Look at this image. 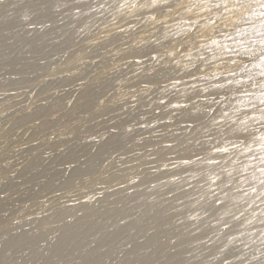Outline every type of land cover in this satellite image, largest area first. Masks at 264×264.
Wrapping results in <instances>:
<instances>
[{"label": "bare ground", "instance_id": "obj_1", "mask_svg": "<svg viewBox=\"0 0 264 264\" xmlns=\"http://www.w3.org/2000/svg\"><path fill=\"white\" fill-rule=\"evenodd\" d=\"M101 1L95 0L89 3L87 0H47L38 1L37 3L31 2L25 5L17 4L11 10L16 14L19 12L24 13L26 10L23 6L29 5L27 7L28 9L32 10L34 8L43 12V16L39 19L42 22L38 24H46V21L47 23L50 22L51 18V14L48 13L49 10L55 7L63 15L66 14L64 22H61L59 19L60 26L67 27L74 25L86 31L89 28L91 29L96 19H98L97 17L102 7L98 9L94 5L97 6V4L102 3ZM182 2L183 0H164L163 2L162 0H133L130 3L131 5L142 4L141 7L135 9L134 13H136V17L139 16V19L146 22L148 28L146 31L147 33L149 32L150 37L141 39V44L139 42L129 43L125 48L128 50L127 53L134 54L140 58H146L144 56H147L150 51L148 52V47L145 46H151L155 38L160 39V43L157 46L154 45V48L159 53L137 63L138 69L136 68L137 70L130 76L123 75L125 71L123 66H125L126 62L124 60L127 57L115 59L113 56L115 60H112L108 55L105 56L101 53L100 55L103 56V60H111L114 69H116L114 73L116 74V86L111 91V94L105 96L106 98H102L101 96L98 100H95V104H90V102H93V96L96 94V89L99 85L112 83L108 77H105L106 73L101 72L97 73L90 85L83 86L80 95L82 96L81 98L69 100L66 105L55 106V108L48 106L36 107L34 109L28 108L21 112L20 120H13L16 128L20 124L22 125L24 121L38 120L39 128L42 129L43 127L53 125L49 124V121L46 120L48 117L54 120L55 116L61 114L62 116L60 118L57 117V120H61L63 119L62 117L69 115L70 111H74L76 114L81 113L80 115L71 117L70 121H73L79 119L86 111L90 110L92 112L90 119H104L102 121H104L105 126L102 129H98L93 126L77 123L71 126V129L62 130L64 132L62 137H54L53 135L49 137H38L32 129L25 130L22 137L34 145L25 144V146L13 147L16 152L14 157L26 156L33 150L32 148L35 149L36 146L44 141L50 146L48 150L46 149L47 151L44 149V151L42 150L32 154L30 156V162L28 161V164L24 167L13 168L15 165L11 162L6 163L5 161H0V171L6 173L12 172L15 177L25 176L22 182L19 183V187L12 189V196L32 194V192L37 193L42 189L51 187L54 184L53 182L46 181L47 179L44 180L43 178H32L30 176L31 171L40 169L41 167L43 168L52 163L59 151L62 152V154L60 152L59 154L62 155L63 161L66 160V164H68L65 167H71L81 157L72 156L69 152L67 153L66 148H69L71 143L72 145H79L85 142L92 143L91 141L95 139L105 141V145H102L101 148L92 147L88 156L85 157L86 161L82 165H77L75 172L73 171L71 173H73V177H76L78 175L75 173L81 170L83 175L87 176V179L81 181V186L90 189L92 185H97L99 189L94 192L103 193V195L98 196L96 193L97 200H94L95 202L93 201L91 205L89 204L90 206L85 208L74 204L71 205L70 203H62L54 208L46 209L37 205L41 200L35 204L36 206H32L31 208L24 204L19 206L21 210L20 219L14 220L11 223L20 224L16 228L25 231V239L24 242L21 241L13 246L1 245L0 251L8 259H3V256L0 254V264H12L13 260L17 259V257H20L18 264H56L63 254L68 253L71 255L74 252H79L82 248L79 243L83 239L99 238L105 241L106 237H103L106 234L105 232L90 233L86 230L82 232H70L69 229H67V232L66 230L62 231L75 223L69 214L82 212L83 209L87 208L88 212L85 214L86 217H84L85 222L83 224L90 225L99 222L105 227H119L126 225V220L132 214L129 206L131 201H139L142 205V212L134 222L137 227V232L128 242L115 248L110 255L101 258L97 264H112L122 256L131 261V264H154L153 259L159 254L162 255L161 258L164 262L184 264L185 259L183 256L195 250L200 251L201 262H205L209 261V256L211 257L213 253L231 249V245L228 246L229 244H227L226 240L231 238H233L232 240H239L245 231L244 226H247L255 232L259 229L260 225H264V211L261 209V205L249 204L245 208L238 205L240 204V198L251 195L257 200L261 196V203L264 206V188H255V190H252L248 194H243L242 190H240L245 181L257 182L264 179V150L254 152L239 150L228 157L229 160L225 158L221 159L227 161L224 164L207 163L208 160H217L220 158L207 159L202 163L207 169H202L203 166L200 163V166L199 164L184 166L176 170L174 174L161 173L141 183L142 185L152 183L155 186L158 184L157 188L153 189L151 193L127 192L124 188L129 181L107 179V171L111 164L107 160L99 165L98 168L102 167L99 174L90 176V178L88 177L95 170L92 167V163L97 162L101 156L107 153L109 146L114 145H109L112 137L116 136L119 131L139 129V127L148 124L150 119L155 116L163 118L170 113H179L185 120H193L198 116L214 113V120L220 119L221 117L227 120V118L239 112L242 114V117L236 120L251 122L258 118L259 113H262V111L252 110V108L262 105V98L253 97L251 95L252 93H249L251 91L249 89H241L240 83L234 81L231 75L237 72L238 74L233 77H250L255 76L264 69V56L262 55L263 58L261 57L262 59L258 63H255L253 60L256 64L254 67H252L253 62L252 64L249 63L252 65L251 67H248L249 64H247L248 66L246 65V62L252 56L256 55L258 51L260 52L262 50L261 47L264 46V3H260L257 0V3L254 5H248L244 9H240L232 7V4L239 2V0H199L204 5L200 8L201 11L199 12L203 13L206 18L193 20L187 13L177 14V5ZM153 4L155 7H151ZM145 8H152L154 11L160 10L161 8H166V10L157 11L158 13L156 14L146 16L148 13L146 12L147 10L143 11ZM234 12H241L242 15L237 17L233 14ZM255 20L256 22L259 20V23L262 21L263 25L259 24V26H252L245 30L244 26H250L256 23ZM191 27L193 32H191L192 29L186 32L182 30V28ZM40 28L37 31L41 30L46 34L54 29L51 24L41 26ZM122 30V26L116 27L104 32L102 36L92 37L94 38L92 41L89 39L88 43L84 45V55L72 60L74 61L73 65L76 66L75 71L69 73L70 71L67 68L64 71L67 73L65 77L74 78L75 76H79L88 65V53L94 54L95 52H101L102 48L114 47L118 41L114 40L115 37L111 36L110 33L112 31L120 33ZM193 33H197L200 36L199 43H195L192 40L191 34ZM38 41L40 40L22 37L17 42L28 45L35 44ZM242 44H247V48L242 49ZM0 45L5 47L3 48L4 50H9L12 44L0 40ZM165 48L167 50L164 51ZM53 51V49H47V47L39 49L36 53L37 60H43V63H50ZM173 53H175L174 56L172 55ZM73 55L72 52L68 53L66 58L71 60ZM9 60L11 59L2 58L0 64L2 62L13 63V61L10 62ZM177 60L180 61L179 64L175 62ZM34 63L32 62L31 64ZM18 64H21L20 66H26L22 65L25 62H18ZM31 64L29 65L31 66ZM197 65L200 66L201 70L196 75H191V71ZM210 68L216 69L214 73L210 74L208 72ZM227 76L230 78L227 79ZM140 83H144V86L139 87L138 84ZM164 83H170L171 87L173 86L178 89L177 92L171 94L172 99L168 100V102L163 101L170 94L168 93L170 92L169 87H166L167 84L166 86L163 85ZM44 91V88H42L38 92L41 95ZM214 97H219L222 100V103H219L221 106H218L219 109L217 110L213 109V104H210V100ZM128 98L136 99L134 101L135 103L139 101L143 106L148 108L138 113L136 110L122 107V105L128 104L126 102ZM197 98H207L208 100L203 102L200 107H197L195 105L197 103L194 102V99ZM207 101L208 103H206ZM183 107L190 109V111H184ZM112 108H120L119 111L121 112L120 115L122 118L110 117L109 111ZM237 108L240 110L238 111ZM137 113L140 117L136 115ZM206 137V135L201 136L196 139V142L202 141ZM233 160L242 162L241 166L235 167V164L232 163ZM251 160L254 162H251ZM218 166L225 168L227 170L226 174H217L219 171L212 169ZM65 167L60 165L53 170V174H56L54 176L55 179L59 178L66 171L67 168ZM199 179L204 184L200 185L199 183L201 182H198ZM28 183H31L35 189L32 188V190H29ZM183 183L188 185L185 186ZM216 184H220L219 188L221 189H217V193L220 196L225 192V189L236 192L238 196L230 201L226 200L224 196H221L223 201L218 204L220 206H217V201L212 205L211 200L217 197L215 196L217 193L213 191ZM100 199L110 200L112 203H117L122 206V211L117 218L112 221L102 219L103 212L99 205ZM186 199H194L198 204H195L196 206H193L194 204L192 206L188 205V203H185L187 201L184 202ZM10 207V205L6 206L4 204V207H0V211L7 212ZM234 207L237 209L235 208L232 211L230 208ZM32 209L36 210L33 212ZM175 209H178L177 214L182 215L181 219L184 225L180 227H175L174 222L168 216ZM36 220L38 221L35 222ZM189 221L198 226L202 225L203 222L205 223V221L210 222L208 232L214 231L215 228L219 229L225 224L230 225V229L229 232L216 234L211 239H208V232H199L193 240H188L186 237L192 234L190 225H193L189 224ZM34 222L36 230L33 232L27 230L29 225L32 226ZM42 225L47 226L49 232L45 233V230L42 232L39 229ZM60 227L59 232L55 230V228ZM9 232L10 230H5V233ZM202 239L208 240V243L205 244L207 247L203 248L202 243H199ZM143 242L146 243L144 244ZM240 243L242 244V242ZM169 250H174L175 254H167ZM80 252L84 256L82 257L83 259L95 256V252H91L90 250ZM235 259L230 258L228 260L232 263Z\"/></svg>", "mask_w": 264, "mask_h": 264}, {"label": "rangeland", "instance_id": "obj_2", "mask_svg": "<svg viewBox=\"0 0 264 264\" xmlns=\"http://www.w3.org/2000/svg\"><path fill=\"white\" fill-rule=\"evenodd\" d=\"M38 1L47 0H0V40H4L5 43L12 44L10 45L9 50H4L3 48L5 47L0 45V60H2V58H7L11 59L9 60L10 62L13 61V63L2 62L0 64V161H5L6 163L11 162L15 165H13V168L24 167L28 164L32 154L38 153L42 150L44 151V149L48 150V147L50 146L44 141L43 143L36 146L35 149L32 148L33 150L29 152V154L26 153V156L21 155L14 157V154L16 153L14 148L16 146H25V144L34 145L22 137V134L25 133V130L29 128L35 131L38 137H49L52 135L54 137H62L64 134L62 130L65 131L64 129H71V126L77 123H80L81 125L86 124L98 129H102L105 126L104 121H102L104 119H90L92 112L89 110L86 111L82 117L73 121H70V118L80 115L81 113L76 114L74 111H70L69 115L62 117L63 119L61 120H57V117L60 118L62 116L61 114L55 116L54 120H51V117H48L46 120L49 121V124L53 125L43 127L44 129L39 128L38 120L29 122L24 121V125L22 123V125L20 124L19 127L16 128L13 122L18 119L20 120L19 117L21 116V112L23 110L45 106L55 108V106L66 105L69 100L81 98L82 96L80 95L82 93L81 91L83 86L90 85L97 73L101 72H105V77H108L112 83L99 85L96 89V94L93 96V102H89L90 104H95V100H98L99 97L102 96V98H106L105 96L111 94V91H113V88L116 86V74H114L116 69H114V66L112 65L113 62L111 60H103V56L100 55L101 53H103L105 56L108 55L112 60L114 58L119 59L121 57H127L124 60V62L126 61L125 66H123L125 68H123L125 70L123 75L125 76H130L138 69L137 63L159 53L154 48L160 43V39L158 40V38L154 39L152 45L150 43L151 46H145L148 47V52L150 51L147 56H144L146 58H140L134 54H128V50L125 49L129 43H140L141 39L150 37L149 32L147 33L146 31L148 29L146 22H143L142 19H139V16L136 17V13H134L136 8L141 7L142 2L138 5H131L130 3L133 0H102V3L97 4V6L94 5L95 7H98V9L102 7L99 11V15L97 17L98 19H96L91 29L89 28V30L85 31L84 29L77 28L74 25H69L67 27L60 26L59 19L61 22H64L66 14L63 15L60 11H57L58 9L55 7L49 10L48 13L51 14V18L50 22L47 23L46 21V24H38L39 22H42V20L39 19H41L43 16V12L34 8L30 10L27 8L29 5L23 6V8L26 10L24 13L19 12L16 14L13 12V10H11V8L17 4L25 5L31 2L37 3ZM87 1L92 3L95 0ZM163 1L164 0H162V2ZM165 10L166 8H161L157 11L159 12ZM143 11L148 13H146V16L158 13L152 8H145ZM199 11L201 10L199 9ZM67 16L69 17V15ZM258 21L259 20L256 22L255 20L256 23H253L250 26H244L245 30H247V28H251L252 26H259V24L263 25L262 21H260V23ZM48 24H51L54 27L51 32L46 34L41 30L37 31L38 29H41V26ZM121 26L123 27V30L120 31V33H115L114 31L110 33L111 36L117 38H114V40L118 41L114 47L102 48L101 52H95L94 54L89 52L87 55L88 65L84 71L79 76H75L74 78L65 77L67 76L65 75L67 73L64 71L67 70V68L68 71H70L69 73L75 71L76 66L73 65L74 61L72 60L84 55V45L88 43L89 39L92 41V39L104 35V32ZM55 27L57 28L55 29ZM191 29L192 27L184 29L182 28L184 32L190 31ZM191 32H193V29ZM21 36L23 38L27 37L28 39L32 40L39 39L41 42L38 41L35 44L32 43L28 45L17 42L18 40L22 39ZM242 45V49L247 48V44ZM43 47L54 50L50 63H43V60H37L38 57L36 56V53ZM261 48L262 50H260V52L258 51L256 55L249 59L250 61L248 60L249 62H246V65L249 63L252 64L253 62V66L249 64V66L247 65L248 67H254L256 65L255 63H258L263 58L262 56H264V46ZM165 50H167V48H165L164 51ZM71 52L74 55L72 57L69 56L71 57V60H68L66 58L67 54ZM258 55H260V58ZM17 61L25 62V64L22 65L26 66H20L21 64H18ZM32 62L35 63L31 64ZM29 64H31V66ZM262 70V72L250 77H233L234 75L236 76L238 74L237 72L233 73L232 75L230 74L234 81H238L240 83L241 89H249L251 90L249 93H252L251 95L253 97L262 98V105L252 108V110L254 109L262 111V113L258 114L257 119L251 122H242L236 120L242 117V114L238 112L235 115L227 118L226 121H228V123L226 125H216L214 113L201 115L193 120H185V118H183L179 113H170L163 118L155 116L150 119L148 124L139 127V129L119 131L116 136L112 137L109 141V145H114L109 146L107 153L101 156L97 162L92 163V167L95 170L93 173L88 175V177L90 178V176L92 177L96 174H99L102 169V167L98 168L99 165L107 160L111 162L107 171V179L129 181L127 186L124 188L127 192L151 193L153 192V189L157 188L158 184L155 186L152 183L143 185L141 183L149 178H154L161 173L174 174L176 170H179L184 166H190L194 164H199L200 166L207 159L225 158L229 160L228 157L239 150H246L250 152L264 150V137L261 136V133H264V127H261V124H264V69ZM228 78L230 77L227 76V79ZM224 79H226V77H224ZM166 84L167 83H164L163 85L166 86ZM138 86L143 87L144 83H140ZM166 87H169L168 89L170 92L168 93L170 94L169 96H166V98H164L165 100L163 101L168 102V100L172 99L171 94L177 92L178 89H176V87L174 88L173 86L171 87L170 83H168ZM42 88H44L45 91L40 95L38 91ZM135 100L136 99L128 98L126 100L128 104L122 105V107L130 110H136L138 113L148 108L143 106V104L138 100V102L135 103ZM206 100L208 99L197 98L194 99V102L197 103L195 104L197 107H200ZM210 101V104H213V109L216 110L219 109L218 106H221L219 103H222V100L219 97H214ZM206 103H208V101ZM119 109L120 108H112L111 111H109L110 117L122 118ZM237 110L239 111L240 109L237 108ZM184 111L189 112L190 109H186L185 107ZM138 113L136 115H138ZM138 117H140V115H138ZM66 118L68 119L66 120ZM257 129H259V131H257ZM204 135L207 136L204 140L196 142L197 138ZM91 142L92 143L85 142L79 145H72L71 143L69 148H66L67 153L69 152V154L74 157H81L71 167H65L68 164H66V160L63 161L64 159L61 155L62 152L59 151L61 154L58 152L52 163L43 168L41 167L40 169L32 170L30 173L32 178H43L44 180L47 179L46 181L54 183L48 189H42L37 193L32 192V194L12 196V189L18 188L19 183L22 182V179H24L25 176L15 177V175L13 176L14 173L12 172L6 173L0 171V207H4V204H6V206H11L7 212L0 211V247L1 245L13 246L21 241L24 242L25 231L16 228L20 224L11 223L14 220L16 221L20 219L19 217L21 215V210L19 209V206L23 204L31 208L32 206H36L35 204L41 200L37 205L46 209L54 208L62 203H70L71 205L74 204L76 206L85 208L90 206L94 200H97L94 199L92 201H88L85 199V197L87 195H93L97 197V195H95L97 192L94 191H97L99 187L97 185H92L90 189H86L84 186H81V181L87 179V176H84L81 170L75 173L78 175L76 177H73V173H71L73 171L75 172V167L77 165H82L86 161L85 157L88 156V153L92 147L101 148L102 145H105V141H100L97 139ZM216 148L220 149L219 155L212 154L213 150ZM234 161L235 160H233L232 163L235 164V167L241 166L242 162L235 161V163ZM251 162L254 161L251 160ZM60 165H63L67 169L61 176H59V178L55 179L54 176L56 174H53V170ZM201 166H203L202 169L206 168L203 164ZM212 169L219 171L217 174H226L227 172V170L221 166ZM201 181L202 180L200 179L198 180V182ZM28 184L29 190H32L34 186H32L31 183ZM183 184L185 186L188 185L186 183ZM199 184L202 185L204 183L201 182ZM219 186L220 184H216L213 191L217 193ZM255 188H264V179L257 182L245 181L240 190H242L243 194H248L252 190H255ZM215 196L217 197H214L211 200V203L214 205L217 201V206H220L218 204L222 203L223 201L221 196H224L226 200L230 201L238 195L236 192L225 189V192L221 196L218 193ZM261 199V196L258 198L259 201L255 199V197L253 198L251 195L245 197L243 196V198H240V204L238 205L242 208H245L246 206H249V204H259L261 205V209L264 211V206L261 203ZM184 202L191 206L192 204H194L193 206L198 204V202L194 199H186ZM163 204L165 205L164 202ZM99 205L101 207V211L103 212L102 219L106 221L114 220L122 211L121 205L117 203L114 204L110 200L100 199ZM129 206L132 214L130 218L126 220V225L111 228L110 226L105 227L99 222L90 225L83 224V222H85V214L88 212L87 208L78 213L69 212L70 214H68L73 218L75 223H73L70 227L63 229L62 231L66 230L67 232V229H69L70 232H82L84 230L89 231L90 233L105 232L106 234L103 237H106V240L103 241V239L99 238L83 239L79 243L82 247L80 251L90 250L91 252H95V256L83 259L82 257L84 256L81 255L80 251L74 252V254L71 255L64 252L65 254L59 258L56 264H97L101 258L110 255L115 248L120 247L125 242H128V240H130L137 232V227L134 222L142 212V205L139 201H131ZM235 208L236 207L230 209L233 211ZM35 210L36 209H32L33 212ZM177 213L178 209H175L168 216L172 222H174L175 227H180L184 225V223H182V215ZM37 221L38 220L35 222ZM35 222L32 224V226L29 225L27 230L32 232L35 231ZM189 224H193V222L190 223L189 221ZM209 224L210 222L205 221V223L203 222L200 226L194 224L190 225L192 234L186 238L188 240H193L197 233L208 232ZM42 226L39 227L42 232H44V230L45 233L49 232L47 226ZM246 227L247 226H244L245 231L239 240H232L233 238L226 240L227 244H229L228 246L231 245V249L216 252L215 254L213 253L211 257L209 256V261L205 262H201L202 260L200 259L199 250L190 251L183 256L185 259L184 264H264V225H260L259 229L255 232ZM60 229L61 227L57 229L55 228V230L58 232ZM229 229L230 225L226 224L221 226L219 229L215 228L214 231H209L207 233L209 236L208 239H211L212 236L216 234H225V232H229ZM5 230H10V232L5 233ZM240 242H242V244ZM143 243L145 244L146 242ZM199 243H202L201 245H203L204 248L207 247L205 244L208 243V240L202 239ZM0 254L3 256V259H8V257L3 254L2 251H0ZM167 254H175V251L169 250ZM161 256L162 255L159 254L154 257V264H170L164 262ZM19 258L17 257V259H14L12 264H18V261L20 262ZM230 258L236 259L230 263L228 260ZM127 262L128 264H131V261L122 256L112 264H127Z\"/></svg>", "mask_w": 264, "mask_h": 264}, {"label": "clouds", "instance_id": "obj_3", "mask_svg": "<svg viewBox=\"0 0 264 264\" xmlns=\"http://www.w3.org/2000/svg\"><path fill=\"white\" fill-rule=\"evenodd\" d=\"M260 3H264V0H259ZM255 3H257V0H239V2L233 3L232 7L233 8H240V9H244L246 6L248 5H254ZM204 5L202 3L199 2V0H183L182 3H180L179 5H177L178 8V12L177 14H183V13H187L189 14L193 20H198V19H205V15L203 13L199 12V9L201 7H203ZM151 7H155V5H151ZM235 16L239 17L242 15L241 12H234L233 13ZM191 38L195 43H199L200 42V36L197 33H193L191 34ZM173 56L175 55V53L172 54ZM177 64L180 63L179 60L175 61ZM200 66L197 65L195 66L194 70L191 71V75H196L197 72H199ZM216 69L215 68H210L208 70V72L214 73ZM216 125H226L228 123V121L224 120L222 117L220 119H217L215 121ZM261 127H264V124H261ZM257 131H259V129H257ZM261 136L264 137V133H261ZM213 155H219L220 154V149L216 148L213 150ZM186 162H190V161H186ZM226 160H221V159H217V160H208L207 163L209 164H224L226 163ZM98 196H102L103 193H97ZM86 200L88 201H92L94 199H96V196L93 195H87L85 197Z\"/></svg>", "mask_w": 264, "mask_h": 264}]
</instances>
